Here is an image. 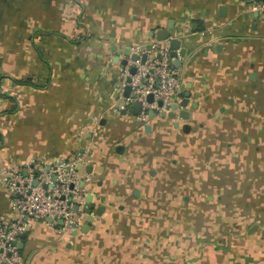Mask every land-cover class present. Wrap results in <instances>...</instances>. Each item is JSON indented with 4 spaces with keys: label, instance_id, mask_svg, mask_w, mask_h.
I'll list each match as a JSON object with an SVG mask.
<instances>
[{
    "label": "crops",
    "instance_id": "1",
    "mask_svg": "<svg viewBox=\"0 0 264 264\" xmlns=\"http://www.w3.org/2000/svg\"><path fill=\"white\" fill-rule=\"evenodd\" d=\"M158 30L186 49L170 55L186 119L140 120L122 97L123 68ZM76 151L84 221L28 223L22 264H264V9L0 0V170ZM11 202L0 184V220Z\"/></svg>",
    "mask_w": 264,
    "mask_h": 264
},
{
    "label": "built area",
    "instance_id": "2",
    "mask_svg": "<svg viewBox=\"0 0 264 264\" xmlns=\"http://www.w3.org/2000/svg\"><path fill=\"white\" fill-rule=\"evenodd\" d=\"M256 9H264V0H252ZM137 54H145L143 63L139 59L131 62L135 72L129 74V66L123 68V79L130 77L131 92L126 103L138 102L140 110L136 117L145 120L148 113H166L177 104L181 81L179 70L171 64L168 40L151 42L136 47ZM152 100L148 101L147 96ZM124 109L117 106L115 111ZM88 157L76 151L60 155L48 162L30 161L20 167L4 166L0 170V184L11 196L13 215L0 220V264H22L18 248L21 234L31 221L50 219L49 223L61 229H75L85 218L84 185L90 181L81 168L87 165Z\"/></svg>",
    "mask_w": 264,
    "mask_h": 264
},
{
    "label": "water",
    "instance_id": "3",
    "mask_svg": "<svg viewBox=\"0 0 264 264\" xmlns=\"http://www.w3.org/2000/svg\"><path fill=\"white\" fill-rule=\"evenodd\" d=\"M155 39L157 41L168 40L169 48L172 50L170 52V55L172 57H176V56L183 57L184 56L186 49L185 48L178 49L179 48V45H180V40L177 39V38H175V37H171V35L169 34L168 31H166V30H158V31H156V33H155ZM177 49H178V51H176ZM126 53H127V50H126ZM145 58H146V55L145 54H141V56L139 58L140 63H143L144 60H145ZM130 59L132 61H135L137 59V55L136 54H132L131 57H130ZM177 62H179V61L177 60ZM123 63H125V62L123 61ZM134 72H135V67L134 66H131L129 68V74L132 75ZM129 81H130V77H126L125 83L122 84V90H123L122 91V97H124V98L128 97V95L131 92V86L128 84ZM120 86L121 85L118 84L117 85V88H120ZM115 96H117V95H115ZM147 100L148 101H151L152 100V96L151 95H148L147 96ZM132 108L134 109V111L136 113L139 112V110H140L139 103L138 102L133 103ZM179 108H181L180 111H178L180 117L183 118V119H186L187 116H188V113L185 110V102L184 101L178 102L177 104H174L172 106V109L173 110H177V109L179 110ZM161 115L162 116H166V117H168L170 119H173V118L176 117L177 113H175V111H170V112H166V113H161ZM46 221L47 222H50L51 220L50 219H46ZM87 222H91V217H88L87 218ZM57 224L61 225V221H58ZM26 230H27V228L25 227L24 233L21 234V236H20V239L21 240H23L25 238V236H26L25 235V231ZM22 247H23V243H22V241H19L18 242V248L21 249ZM1 264H5V263L2 262Z\"/></svg>",
    "mask_w": 264,
    "mask_h": 264
}]
</instances>
